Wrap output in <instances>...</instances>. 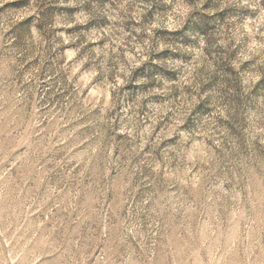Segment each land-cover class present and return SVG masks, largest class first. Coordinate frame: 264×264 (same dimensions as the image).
I'll list each match as a JSON object with an SVG mask.
<instances>
[{
    "label": "clouds",
    "instance_id": "clouds-1",
    "mask_svg": "<svg viewBox=\"0 0 264 264\" xmlns=\"http://www.w3.org/2000/svg\"><path fill=\"white\" fill-rule=\"evenodd\" d=\"M0 264H264V0H0Z\"/></svg>",
    "mask_w": 264,
    "mask_h": 264
},
{
    "label": "rangeland",
    "instance_id": "rangeland-1",
    "mask_svg": "<svg viewBox=\"0 0 264 264\" xmlns=\"http://www.w3.org/2000/svg\"><path fill=\"white\" fill-rule=\"evenodd\" d=\"M173 38H175V39H183V37H182V35L181 34H174V37ZM185 42H187V41H185ZM163 55H167V53H164ZM147 68H152V66L151 65H148V66H146ZM144 72V69H141V70H139V73L138 74H142ZM169 75H171V74H169Z\"/></svg>",
    "mask_w": 264,
    "mask_h": 264
}]
</instances>
